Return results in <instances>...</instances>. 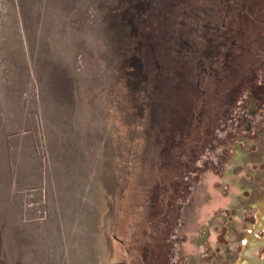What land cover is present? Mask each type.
Segmentation results:
<instances>
[{
    "label": "rangeland",
    "instance_id": "1",
    "mask_svg": "<svg viewBox=\"0 0 264 264\" xmlns=\"http://www.w3.org/2000/svg\"><path fill=\"white\" fill-rule=\"evenodd\" d=\"M264 43V0H0V264H150Z\"/></svg>",
    "mask_w": 264,
    "mask_h": 264
},
{
    "label": "water",
    "instance_id": "2",
    "mask_svg": "<svg viewBox=\"0 0 264 264\" xmlns=\"http://www.w3.org/2000/svg\"><path fill=\"white\" fill-rule=\"evenodd\" d=\"M149 256L150 264H264V43Z\"/></svg>",
    "mask_w": 264,
    "mask_h": 264
}]
</instances>
